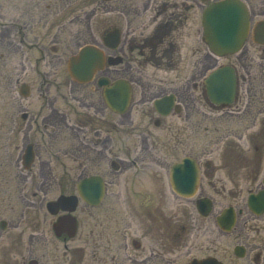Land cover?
Masks as SVG:
<instances>
[{
  "label": "flooded vegetation",
  "instance_id": "1",
  "mask_svg": "<svg viewBox=\"0 0 264 264\" xmlns=\"http://www.w3.org/2000/svg\"><path fill=\"white\" fill-rule=\"evenodd\" d=\"M46 1L48 9L60 3L69 4L68 0ZM216 1L103 0L107 16V28L101 36L102 49L107 51H103L104 56L107 61L109 57H118V66L128 78L110 77L104 68L90 83L70 78L72 86L78 89L48 97L47 106L52 112L43 118L44 130L55 137L62 130L66 131V139L72 142V147L68 152L59 151L57 157H51L37 169L38 184L33 197L39 201L33 202V209L30 206L0 209V264H193L194 261L227 264L225 256L230 264L244 258L248 252L260 262L264 243L248 246L239 242L244 233L237 234V222L230 231L223 230L218 222L222 209L215 207L216 201L211 196L220 194V188L214 183L217 168L211 162L194 158L200 176L194 196L177 193L172 184L174 166L190 157L184 154L188 146L179 137L188 128L190 119L188 106L183 102L198 101L205 107L207 100L210 106L222 111L231 105L213 104L206 87L207 75L217 67L218 58L206 53L205 11ZM243 1L248 13V35L243 52L253 67L254 55L262 54L261 60L264 59V0ZM88 15L87 37L92 39V14ZM27 18L11 20L6 30L8 37L13 35L10 40L13 47L21 52L29 43L27 28L33 27L29 22L35 20V16L28 14ZM45 18L43 15L37 21ZM113 29L119 34V45L115 49L104 43ZM78 32L82 38L84 31ZM58 35L55 32L52 38ZM79 38L71 41L73 47L80 44ZM85 44L89 43L80 44L71 55ZM116 50L118 55L114 54ZM59 59H51L53 68L58 67ZM227 66L235 72L237 94L236 68L231 61ZM148 70L164 74L150 76ZM105 80L107 85H101ZM117 81H125L131 91L129 108L123 112L111 109L104 97L106 87ZM52 84L59 83L54 80ZM83 89L88 92L83 94L80 92ZM134 89L140 91L136 97ZM162 98L167 101L156 107L154 102ZM58 99L68 108L55 107ZM133 107L136 108L133 110ZM251 113L254 114L252 110ZM204 119L202 112L199 124L203 128ZM257 126L261 127L253 131ZM153 128L169 131L176 140H155ZM248 130L252 131L248 136L252 155L247 157V177L252 188L246 198V209L250 219L247 229L253 231V222L264 219V211L257 215L247 206L251 195H264L263 109L255 112ZM179 149L180 157L177 156ZM60 155L70 161L71 173ZM32 166L24 171L30 172ZM56 166L64 168L65 173H57ZM185 169H181L182 175ZM186 171L188 173V169ZM91 177L98 178L103 189V199L98 206L83 200L79 193L80 183ZM201 177L206 180V187L201 188ZM52 192L57 193L56 198L77 197V206L75 209H46L47 203L54 199L44 203L45 198ZM107 197L122 206L96 209ZM205 198L211 201L210 212L201 215L198 204ZM228 208L235 209L232 206L223 209ZM216 209L214 220H210ZM238 210L241 211L239 216L242 215L243 209ZM233 233L237 241L223 248L222 236ZM238 246L242 257L237 254Z\"/></svg>",
  "mask_w": 264,
  "mask_h": 264
},
{
  "label": "rangeland",
  "instance_id": "2",
  "mask_svg": "<svg viewBox=\"0 0 264 264\" xmlns=\"http://www.w3.org/2000/svg\"><path fill=\"white\" fill-rule=\"evenodd\" d=\"M68 1V5L60 3L48 9L46 0H0V209H25L27 206L33 209V202L35 204L39 201V198L33 197L38 184L37 169L51 157H57L59 151L68 152L72 147V142L66 139L68 135L66 131L62 130V133L55 137L44 130L43 118L52 112L47 106V99L52 95L66 94L72 88L78 89L70 82L66 62L82 43H92L102 48L101 36L107 28V16L102 0ZM90 13L92 39L87 37V16ZM28 14L34 15L35 20L29 22L33 25L27 28L29 43L21 52L13 47L10 41L13 35L10 34L8 37L6 30L11 20L28 19ZM43 15L46 18L38 22L37 19ZM111 19L113 20L114 16L111 15ZM80 30L84 31L82 38H79ZM55 32L59 35L57 38H52ZM76 38L80 39V44L73 47L71 41L74 42ZM53 40H57V43H53ZM244 50L245 48L236 56L220 57L216 60L217 66L227 65L231 61L236 68L239 79L235 101L223 111L210 106L207 100L205 107L198 101H184V105L188 106L186 108L189 110L190 119L188 128L184 129L179 137L180 141H184L188 146L184 154L209 161L217 168L213 181L216 187L220 188V194L212 193L211 198L216 201L215 207L220 209L229 206L234 207L235 210L243 209V214L238 216L236 228L237 234L241 231L244 233L243 239L239 242L249 246L253 243L261 245L264 243L263 217L256 219L253 222L255 228L249 231L247 226L250 219L246 209V198L252 188L247 177V157L252 155L248 142V136L252 131L248 130V126L255 112L264 110V59L261 60L262 54H257V57L254 55L256 60L252 67L246 59ZM206 53L210 55L208 48ZM114 54L118 55V50ZM240 58L242 60L237 61ZM51 59L61 60L58 67L53 68ZM106 71L113 78H128L124 76L121 66L107 67ZM148 74L161 76L164 72L156 73L148 70ZM54 80L59 84H52ZM62 82L63 84L60 85ZM23 83L30 87V94L26 98L19 94V87ZM80 92L86 94L88 89ZM138 94L140 91L134 89V97ZM55 107L68 108L60 99ZM202 112L205 115L204 128L199 124ZM23 113H27L26 119L22 118ZM259 127L261 126H257L253 131H257ZM152 132L155 133L153 134L155 140L163 142L176 140V136L165 129L153 128ZM27 144L33 145L36 154L30 172L24 171L21 165V155ZM180 151L181 149L178 151V157L182 156ZM60 157L67 165L68 173H71L70 161L61 155ZM201 169L203 172L204 168ZM55 170L59 174L65 173V169L59 166H56ZM129 173L131 170L127 172ZM201 179H203L201 188L206 187V180L204 177ZM56 195L55 192L50 193L44 203L56 199ZM189 205L192 208V203ZM121 206L120 202L107 197L96 209H114ZM216 211L218 209L212 212L210 220H214ZM235 237L236 233L223 235V248L229 244L233 245L237 241ZM110 238L112 239L113 236L110 235ZM225 258L226 256L223 259L229 264L228 258L227 260ZM230 264H264V254L260 262L254 254L248 252L244 258H239Z\"/></svg>",
  "mask_w": 264,
  "mask_h": 264
},
{
  "label": "water",
  "instance_id": "3",
  "mask_svg": "<svg viewBox=\"0 0 264 264\" xmlns=\"http://www.w3.org/2000/svg\"><path fill=\"white\" fill-rule=\"evenodd\" d=\"M206 42L211 51L219 56L228 53H235L240 50L243 41L248 33V15L245 4L241 0H220L211 4L205 11ZM104 43L109 48H116L119 44V34L117 29L112 30L104 39ZM103 53L94 45L83 46L76 55L72 56L68 62V72L70 76L81 82H88L94 74L104 67ZM119 58L109 57L108 64L116 65ZM106 86L107 81H102L101 85ZM206 87L210 100L215 104H229L233 100L235 92V75L230 67H220L211 72L206 79ZM21 96L29 94V86L22 84L19 88ZM106 102L113 110L120 112L128 108L131 98V91L125 81H117L111 87H106L104 91ZM167 98L156 100L154 105L158 107ZM171 104V103H170ZM170 104L166 110H169ZM22 117H25L23 115ZM23 166L30 167L34 159L32 145H28L22 157ZM182 175V168H185ZM188 169V173L187 170ZM199 183V171L196 162L191 158H184L183 161L174 166V176L172 184L174 190L183 196L190 197L195 194ZM87 188L89 191H87ZM80 196L89 201L92 205H98L103 197V189L98 178L91 177L83 180L79 186ZM91 192V194H89ZM76 197L60 196L56 201L47 204V209H75ZM247 205L256 214L264 211V195H251ZM211 201L208 198L201 199L198 204V211L201 215L210 212ZM234 209H224L218 217V222L223 230L229 231L235 224ZM237 248L238 256H242ZM193 264H200L194 261Z\"/></svg>",
  "mask_w": 264,
  "mask_h": 264
}]
</instances>
